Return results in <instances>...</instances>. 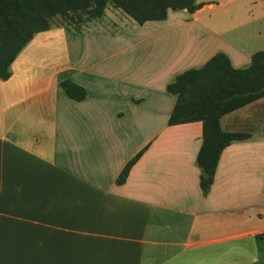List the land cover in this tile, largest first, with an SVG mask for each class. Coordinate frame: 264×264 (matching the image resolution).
Masks as SVG:
<instances>
[{"label":"crops","instance_id":"1","mask_svg":"<svg viewBox=\"0 0 264 264\" xmlns=\"http://www.w3.org/2000/svg\"><path fill=\"white\" fill-rule=\"evenodd\" d=\"M237 1L144 24L106 9L22 49L0 80V264H264V97L220 117L245 138L205 192L202 123L168 124L179 74L219 53L245 69L258 52V29L235 33L246 21L220 9ZM42 46L57 59L25 63Z\"/></svg>","mask_w":264,"mask_h":264},{"label":"trees","instance_id":"2","mask_svg":"<svg viewBox=\"0 0 264 264\" xmlns=\"http://www.w3.org/2000/svg\"><path fill=\"white\" fill-rule=\"evenodd\" d=\"M108 5L137 24L164 20L168 10L192 14L202 7L199 0H0V80L10 77L17 55L36 34L50 30L54 19H64L74 25V31H80L101 19ZM63 27L69 30L67 25ZM61 87L72 99L85 96L72 82L64 81ZM167 91L176 97L169 125L202 123L197 164L202 171L200 187L205 192L213 182L221 152L231 141L245 138L222 132L220 117L264 97V50L254 53L245 69H234L224 54H216L201 68L179 74Z\"/></svg>","mask_w":264,"mask_h":264},{"label":"rangeland","instance_id":"3","mask_svg":"<svg viewBox=\"0 0 264 264\" xmlns=\"http://www.w3.org/2000/svg\"><path fill=\"white\" fill-rule=\"evenodd\" d=\"M200 1V0H199ZM216 2L219 3H223L225 0H215ZM254 1H257L256 5L254 6V4L251 6L250 3H253ZM232 7H228L227 5L224 8H220V9H224L225 11H231L233 13V16H236V18H238L237 24L239 22H242L243 20L246 21L245 24L242 25V27H240L239 29H237L235 31V33H242L248 29H258V43L253 45L251 48L252 50L255 51H262L264 50V0H247L246 2H240L239 0L235 3H233L231 5ZM246 6V7H244ZM107 10H112V11H117L116 9L113 8L112 5H108L106 7ZM250 10H252L250 12ZM252 18L248 17V16H252ZM248 18H250L248 20ZM54 25L53 27H63L65 25H67V27L70 30H73L74 25L69 24L68 22L64 21V19L61 18H56L54 19ZM129 27V26H128ZM128 27H123L122 33L125 34L129 31ZM43 48L37 50V54L32 55L31 54V58H27L25 63L31 62L32 65H36L37 64V60L36 59H45L46 57H49L51 59H54L56 57L51 56V53L54 52L55 48L53 47H48V46H42ZM60 49V48H59ZM58 52V50L56 51ZM29 52H27L26 55H28ZM59 58H61L59 56ZM57 59V58H56Z\"/></svg>","mask_w":264,"mask_h":264}]
</instances>
